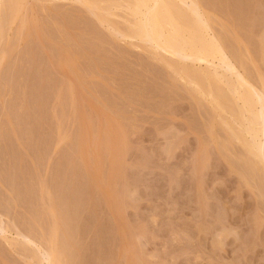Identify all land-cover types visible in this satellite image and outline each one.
Listing matches in <instances>:
<instances>
[{
	"label": "rangeland",
	"instance_id": "obj_1",
	"mask_svg": "<svg viewBox=\"0 0 264 264\" xmlns=\"http://www.w3.org/2000/svg\"><path fill=\"white\" fill-rule=\"evenodd\" d=\"M76 1L0 9V264H264V166L224 85L263 101L264 0H195L229 66L128 38L132 0Z\"/></svg>",
	"mask_w": 264,
	"mask_h": 264
},
{
	"label": "bare ground",
	"instance_id": "obj_2",
	"mask_svg": "<svg viewBox=\"0 0 264 264\" xmlns=\"http://www.w3.org/2000/svg\"><path fill=\"white\" fill-rule=\"evenodd\" d=\"M86 1L88 2V0ZM90 1L89 3L86 2L87 5L90 4ZM80 2H82V0H80ZM131 2L132 5L129 3V7L127 6L129 11L128 9L127 11L130 12L131 16L138 17L139 23L136 21V24H134V27L137 25L135 31H133L134 29L132 31L130 30L132 34H129L130 36L126 35L128 38H137L139 41H145L154 45V48L158 51L160 50L165 52V54L167 53V55L170 56H176V58L180 57L184 60L186 59V61H190L191 63L198 62L201 64V62H203L211 66L212 64L210 62L218 61V64L220 63L221 66L226 64L228 65L219 42L214 36L211 35L208 25L203 22V17L199 15V9L196 5L197 2L195 3V0H132ZM77 3H79V0ZM3 4L4 0H0V9L3 7ZM89 6L94 9V5L92 3ZM181 6H185V10L181 11ZM187 14L194 18V22L190 27H185L181 23V20H183L185 15L188 16ZM152 48L153 47H151V49ZM154 48L153 50H155ZM214 70L216 69L214 68ZM214 70L213 72H215ZM213 74L216 76L214 78H216L217 81H221L223 78V76H219L217 72ZM189 81L191 82H189V84L195 86V89L198 93L200 92L202 96H205L203 92L205 90L201 89V86L197 81ZM228 84L229 83L226 82L224 83V85L228 87L229 91H232V93L235 95L236 98L233 97L234 101L236 103L239 101L241 102L240 104H242V106L240 105L239 107L242 108V111H240L242 112L240 118L242 119L243 123H246L244 125L245 127L243 125L241 126L244 127L243 129L241 128L243 131L242 134H244L243 140L245 141L247 137L250 142L249 143L247 140L246 143L249 145L247 144L245 147L249 148L250 151L247 150L249 151V154L251 156H255L257 160L260 159L259 161H262L261 163H263L262 165L264 166V97L263 101H258L260 99H258V95H256L258 93L254 91L255 89H253V87H251L244 79L239 76L236 78L234 83L230 82V84ZM207 89L208 91L210 90V88H206V91ZM210 92L206 93L207 97L211 98L212 103L217 107L216 109L221 108V104L219 102L220 100L218 101V98H216V96L214 97ZM255 95L258 100L254 99ZM221 111L223 112V108ZM257 156L260 157L258 158ZM0 233L4 236L7 234V231L0 226ZM26 242L31 243L28 239H26ZM48 250L49 251L47 252L45 250V252L39 253V264H56V254L54 252L53 245L52 248L49 247Z\"/></svg>",
	"mask_w": 264,
	"mask_h": 264
}]
</instances>
